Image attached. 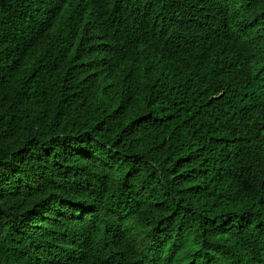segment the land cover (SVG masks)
I'll use <instances>...</instances> for the list:
<instances>
[{"label":"trees","instance_id":"trees-1","mask_svg":"<svg viewBox=\"0 0 264 264\" xmlns=\"http://www.w3.org/2000/svg\"><path fill=\"white\" fill-rule=\"evenodd\" d=\"M263 210L264 0H0V264H264Z\"/></svg>","mask_w":264,"mask_h":264},{"label":"clouds","instance_id":"clouds-1","mask_svg":"<svg viewBox=\"0 0 264 264\" xmlns=\"http://www.w3.org/2000/svg\"><path fill=\"white\" fill-rule=\"evenodd\" d=\"M250 219H251L252 223L255 224V225H263V224L260 223V222H256V221H255L253 218H251V217H250ZM242 242H246L245 238H244V240H243ZM245 245H246V243H242L241 246H240V243L238 244V246L241 247V249L245 252L246 257H251V256H250V250L246 249V248H245Z\"/></svg>","mask_w":264,"mask_h":264},{"label":"bare ground","instance_id":"bare-ground-1","mask_svg":"<svg viewBox=\"0 0 264 264\" xmlns=\"http://www.w3.org/2000/svg\"><path fill=\"white\" fill-rule=\"evenodd\" d=\"M264 211V210H263ZM263 213V212H262ZM263 215V214H262Z\"/></svg>","mask_w":264,"mask_h":264}]
</instances>
